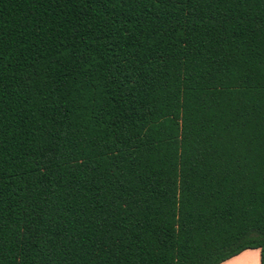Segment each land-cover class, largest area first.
<instances>
[{
  "label": "trees",
  "instance_id": "obj_1",
  "mask_svg": "<svg viewBox=\"0 0 264 264\" xmlns=\"http://www.w3.org/2000/svg\"><path fill=\"white\" fill-rule=\"evenodd\" d=\"M264 264V0H0V264Z\"/></svg>",
  "mask_w": 264,
  "mask_h": 264
},
{
  "label": "crops",
  "instance_id": "obj_2",
  "mask_svg": "<svg viewBox=\"0 0 264 264\" xmlns=\"http://www.w3.org/2000/svg\"><path fill=\"white\" fill-rule=\"evenodd\" d=\"M251 249H245V250H242L241 252H239L238 254L222 261L221 263L219 264H245L243 262H238V260H245L244 262L248 261L251 259V257L253 256L251 254ZM256 250V253H254V259H255V264H258V250L257 249H254ZM236 262V263H234Z\"/></svg>",
  "mask_w": 264,
  "mask_h": 264
},
{
  "label": "rangeland",
  "instance_id": "obj_3",
  "mask_svg": "<svg viewBox=\"0 0 264 264\" xmlns=\"http://www.w3.org/2000/svg\"><path fill=\"white\" fill-rule=\"evenodd\" d=\"M250 251H251V254L253 255L250 260L244 262L245 260L243 261V260L240 259V260H238V262H243L245 264H255L254 253H256V250L251 249ZM234 263H236V262H234Z\"/></svg>",
  "mask_w": 264,
  "mask_h": 264
}]
</instances>
